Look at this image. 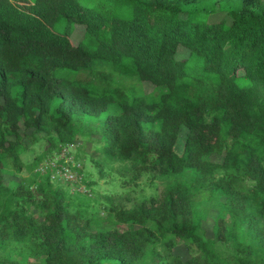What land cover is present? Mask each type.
Returning <instances> with one entry per match:
<instances>
[{
    "label": "trees",
    "instance_id": "trees-1",
    "mask_svg": "<svg viewBox=\"0 0 264 264\" xmlns=\"http://www.w3.org/2000/svg\"><path fill=\"white\" fill-rule=\"evenodd\" d=\"M0 264H264V0H0Z\"/></svg>",
    "mask_w": 264,
    "mask_h": 264
},
{
    "label": "rangeland",
    "instance_id": "rangeland-1",
    "mask_svg": "<svg viewBox=\"0 0 264 264\" xmlns=\"http://www.w3.org/2000/svg\"><path fill=\"white\" fill-rule=\"evenodd\" d=\"M83 37V27H80V26H77L75 32L73 33L72 37H71V41L73 43L74 46H76L82 39ZM140 88L141 90L144 92V93H150L152 92L153 90V86L148 84V83H145V84H141L140 85ZM181 140H183V136L181 137ZM40 151L39 150H36L35 153H39ZM72 152V151H71ZM72 154H74L72 152ZM60 157V156H59ZM26 159H30V157H23V160L25 161ZM220 161V160H218ZM11 174V173H10ZM8 175V177L6 178L7 181H8V185L9 186H12L11 184L13 182H19L21 178H25L27 177V173L25 171H23L21 174L17 175V176H12V175ZM60 180L59 178H56L55 181L57 182H61V181H58ZM54 181V182H55ZM148 181H149V178H143L141 181H140V184H139V187L142 189H144L145 191V194L146 195H150L152 193V191L148 188ZM56 183V182H55ZM64 187H66L65 185H63ZM79 190L83 191L84 190V186L81 185L79 186ZM97 190L99 191V193H101V195H106L108 193H111V192H114V191H120L119 188H115V189H112L111 187L105 185L103 182H100L99 186L97 187ZM213 215V214H212ZM212 217V216H211ZM210 217V218H211Z\"/></svg>",
    "mask_w": 264,
    "mask_h": 264
},
{
    "label": "built area",
    "instance_id": "built-area-1",
    "mask_svg": "<svg viewBox=\"0 0 264 264\" xmlns=\"http://www.w3.org/2000/svg\"><path fill=\"white\" fill-rule=\"evenodd\" d=\"M59 156L53 161L41 164L37 171L40 174H44L50 170L52 180H55L56 178H63L67 182H79L80 177L78 176L76 170H73L72 168H78V166L72 162V158L68 156L66 150H63ZM62 160L65 162V164L61 163ZM67 163L70 165H66Z\"/></svg>",
    "mask_w": 264,
    "mask_h": 264
}]
</instances>
